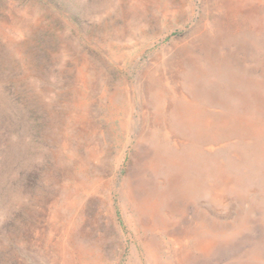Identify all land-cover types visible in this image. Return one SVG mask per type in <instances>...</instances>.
Returning <instances> with one entry per match:
<instances>
[{
	"label": "rangeland",
	"instance_id": "374dc122",
	"mask_svg": "<svg viewBox=\"0 0 264 264\" xmlns=\"http://www.w3.org/2000/svg\"><path fill=\"white\" fill-rule=\"evenodd\" d=\"M0 264H264V0H0Z\"/></svg>",
	"mask_w": 264,
	"mask_h": 264
},
{
	"label": "bare ground",
	"instance_id": "6f19581e",
	"mask_svg": "<svg viewBox=\"0 0 264 264\" xmlns=\"http://www.w3.org/2000/svg\"><path fill=\"white\" fill-rule=\"evenodd\" d=\"M193 111H195V110H193Z\"/></svg>",
	"mask_w": 264,
	"mask_h": 264
}]
</instances>
